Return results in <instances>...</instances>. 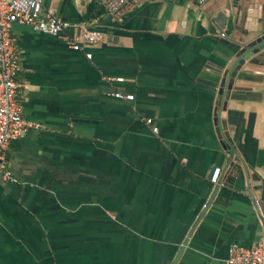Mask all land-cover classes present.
Segmentation results:
<instances>
[{
	"label": "crops",
	"instance_id": "0c3cea01",
	"mask_svg": "<svg viewBox=\"0 0 264 264\" xmlns=\"http://www.w3.org/2000/svg\"><path fill=\"white\" fill-rule=\"evenodd\" d=\"M43 7L70 27L11 29L33 126L2 156L0 264H172L191 227L175 264H227L231 245L264 239V65L218 95L264 0H139L119 18L98 0ZM80 26L103 40L72 49Z\"/></svg>",
	"mask_w": 264,
	"mask_h": 264
},
{
	"label": "built area",
	"instance_id": "2783aa9c",
	"mask_svg": "<svg viewBox=\"0 0 264 264\" xmlns=\"http://www.w3.org/2000/svg\"><path fill=\"white\" fill-rule=\"evenodd\" d=\"M104 9L112 15L121 16L125 10L139 0H98ZM204 5L210 0H193ZM15 23L31 26L34 30L51 35L64 34L70 24L54 14L52 9L44 10L43 0H0V178L10 179L11 173L2 162V156L12 140L23 137L33 126L23 116L19 99L21 84L17 80L19 72V54L11 36ZM103 32L80 26L68 38L69 46L80 50L103 40ZM90 53L87 56L90 57ZM120 80V78H119ZM106 95L132 100L133 95L108 90ZM154 131L157 128L153 129ZM220 167H215L210 180L219 182ZM227 264H264V239L250 247L233 244L228 249Z\"/></svg>",
	"mask_w": 264,
	"mask_h": 264
},
{
	"label": "water",
	"instance_id": "95a60500",
	"mask_svg": "<svg viewBox=\"0 0 264 264\" xmlns=\"http://www.w3.org/2000/svg\"><path fill=\"white\" fill-rule=\"evenodd\" d=\"M260 13L259 20L262 22L261 27L254 30V34L251 35L236 51L234 61L221 73L218 95L220 97V101L222 100L223 103L229 99L233 93H239L243 90V87L235 86L233 83L238 71L245 62L255 65H264V10L261 9ZM213 19L219 27L224 28L226 16L223 12H217ZM220 123L223 129L225 127V121L221 120ZM193 229L194 227H191L190 231L187 233V236L184 239L178 253L174 257L172 264H175L178 260L181 251L183 250V246L187 244L188 238L191 236Z\"/></svg>",
	"mask_w": 264,
	"mask_h": 264
},
{
	"label": "rangeland",
	"instance_id": "374dc122",
	"mask_svg": "<svg viewBox=\"0 0 264 264\" xmlns=\"http://www.w3.org/2000/svg\"><path fill=\"white\" fill-rule=\"evenodd\" d=\"M109 13V12H108ZM110 14V13H109ZM110 15H112V14H110ZM112 16H114V17H116V18H119L120 16H115V15H112Z\"/></svg>",
	"mask_w": 264,
	"mask_h": 264
}]
</instances>
